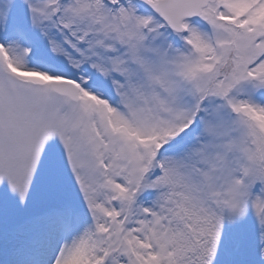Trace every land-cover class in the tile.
<instances>
[{
    "label": "snow or ice",
    "instance_id": "snow-or-ice-1",
    "mask_svg": "<svg viewBox=\"0 0 264 264\" xmlns=\"http://www.w3.org/2000/svg\"><path fill=\"white\" fill-rule=\"evenodd\" d=\"M0 264H264V0H0Z\"/></svg>",
    "mask_w": 264,
    "mask_h": 264
}]
</instances>
